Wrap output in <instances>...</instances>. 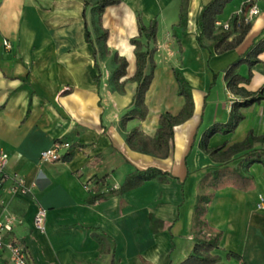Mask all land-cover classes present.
Listing matches in <instances>:
<instances>
[{
  "label": "crops",
  "instance_id": "crops-1",
  "mask_svg": "<svg viewBox=\"0 0 264 264\" xmlns=\"http://www.w3.org/2000/svg\"><path fill=\"white\" fill-rule=\"evenodd\" d=\"M208 1L189 0L183 34L176 26L179 0H121L107 6L100 24L109 31L105 44L110 54L97 49V69L95 41L84 39L83 0H0V152L7 155L0 218L10 213L18 219L10 234L26 248L30 264H180L195 244L191 225L198 182L222 166L238 168L253 186H223L214 193L206 220L221 231L212 251L220 256L215 264H264V142L252 144V157L259 161L246 168L245 150L220 162L198 145L210 125L229 118L238 96L228 91L222 70L264 38V0H257L260 12L244 40L217 54L211 40L203 45L196 40L200 11ZM246 2L231 0L216 21L230 23ZM136 13L144 23L157 20L155 67L144 99L147 117L122 125L137 88L130 80L135 57L129 43L138 34ZM84 16L94 39L98 24L90 6ZM220 29L215 25V32ZM113 53L127 59L119 92L110 81ZM258 59L242 86L264 95V50ZM175 70L192 87L193 114L175 126L166 157L132 150L127 132L138 127L153 136L162 112L177 114L183 105ZM238 72L246 77L249 67L242 64ZM239 110L243 118L235 130L211 135L209 148L225 150L249 132L264 136V98ZM63 139L71 147L58 161H39L42 150ZM150 166L169 173L165 182L146 180L121 194L108 193L104 200L90 198L94 188L106 194L128 174ZM12 174L25 178L28 194L12 190ZM38 207L46 210L42 231L33 227ZM7 256L4 251L0 264H10Z\"/></svg>",
  "mask_w": 264,
  "mask_h": 264
},
{
  "label": "trees",
  "instance_id": "trees-1",
  "mask_svg": "<svg viewBox=\"0 0 264 264\" xmlns=\"http://www.w3.org/2000/svg\"><path fill=\"white\" fill-rule=\"evenodd\" d=\"M231 0H209L202 5L201 14L199 17L200 32L196 36V40L200 45L204 44V40H211L213 42L214 52L221 53L226 50L239 45L244 39L245 34L250 29V22L240 21L238 25L235 24L234 18L231 21V29L215 32L216 16L221 14L223 8ZM84 8L82 16L84 19V39L86 42L92 44L95 41L94 46V59L97 49L102 54L109 55L110 52L107 49L105 41L109 35V31L105 28H101L102 12L107 6L116 5L121 0H83ZM248 2L244 3L242 10ZM189 0H179L178 7V22L177 27H180L183 31L186 29L187 24V9ZM90 6L93 15L96 16L98 24V32L95 38H91L89 30H87V22L84 16V9ZM136 25L138 28V34L132 36L129 39V43L133 45V53L135 57V72L130 78L131 81L136 82V92L133 97V105L129 108L121 119V124L125 122L138 119L144 120L147 117V106L145 102V94L149 88V84L154 75V58L153 53L156 50V35L158 31L157 20L151 19L149 22L144 23L142 15L136 13ZM232 35V36H231ZM231 37V38H230ZM230 38V39H229ZM264 50V38L260 39L254 44L245 55L239 56L228 64L222 70L223 79L226 83L228 91L235 96H238L230 107L229 118L225 123L212 124L208 127L200 136L198 145L201 150L209 154L213 160L227 161L239 151H247L245 160L242 162L243 167L249 166L252 162L259 161L257 157H252L255 153L251 150L252 144L256 141L264 142V136H254L251 132L247 134L244 140L240 143H235L225 150H222V146L218 148H209L207 146L208 138L214 133H230L235 130L237 123L243 118V114L239 110L241 107H247L248 105L260 101L264 98L261 94V90L253 92L246 90L243 83H247L250 78V68L257 62H259L258 55L260 51ZM112 58L115 67L112 71L110 81L117 92L124 90L125 79H122L126 75L127 59L126 57L113 53ZM246 65L249 67V72L246 77L239 74L238 69L240 65ZM148 70L145 71L147 69ZM95 67L98 69V64L95 59ZM175 80L178 84L177 93L183 99V105L177 111V114L169 112H162L158 119V126L153 136L145 135L140 128L134 127L131 131L126 133L125 141L128 143L132 150H137L146 154H152L159 158H164L169 154L171 139L173 137V131L177 124L183 123L188 120L193 114V98L191 94V85L187 83L182 74L175 70ZM100 74L96 76L99 77ZM99 156H96L95 160H98ZM169 173L159 170L156 167L150 166L143 170H137L131 174H128L123 180L122 184L118 188H108L106 194L101 192L100 189L94 188V194L90 196L92 200H104L108 193L121 194L124 191L134 189L146 180H157L165 182ZM102 181V179H98ZM223 186L240 187L244 190L251 189L253 181L246 175H244L238 168L234 169L228 166H222L215 170H208L199 180V191L196 194V201L193 207V219H192V233L195 244L188 254V256L182 260L180 264H215L220 261V256L213 254L212 251L220 244L221 231L209 226L206 220V214L210 202L213 199L214 193L217 189ZM155 219L150 218V225L153 230V222ZM98 244H102V238L96 237ZM228 256L237 255L227 254Z\"/></svg>",
  "mask_w": 264,
  "mask_h": 264
},
{
  "label": "built area",
  "instance_id": "built-area-1",
  "mask_svg": "<svg viewBox=\"0 0 264 264\" xmlns=\"http://www.w3.org/2000/svg\"><path fill=\"white\" fill-rule=\"evenodd\" d=\"M247 5L244 10H240L233 17L235 24L238 25L240 21L250 22L253 17L259 15L260 9L257 6V0H247ZM233 21V20H231ZM230 23H221L216 21L214 25L219 26L222 30L231 29ZM4 46L9 47L7 41H4ZM71 147L67 140H55L49 145V148L42 150L39 154V161L43 163H50L58 161L65 150ZM7 155L0 152V183L5 179L4 170L7 164ZM12 190L21 195L30 192L29 186L26 184L25 178L16 174L11 175ZM46 210L43 207H38L33 215V227L35 230H44ZM18 221L12 214H5L0 218V256L4 251H7V261L10 264H30L27 258L26 248L23 244L11 236L10 232L14 224Z\"/></svg>",
  "mask_w": 264,
  "mask_h": 264
},
{
  "label": "rangeland",
  "instance_id": "rangeland-1",
  "mask_svg": "<svg viewBox=\"0 0 264 264\" xmlns=\"http://www.w3.org/2000/svg\"><path fill=\"white\" fill-rule=\"evenodd\" d=\"M154 19V18H153ZM156 19V18H155Z\"/></svg>",
  "mask_w": 264,
  "mask_h": 264
}]
</instances>
